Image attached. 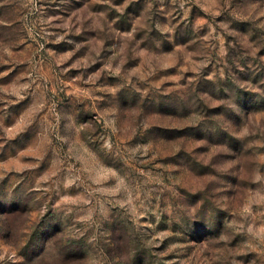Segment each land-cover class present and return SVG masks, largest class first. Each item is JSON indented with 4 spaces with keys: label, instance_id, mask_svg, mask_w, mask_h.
<instances>
[{
    "label": "rangeland",
    "instance_id": "374dc122",
    "mask_svg": "<svg viewBox=\"0 0 264 264\" xmlns=\"http://www.w3.org/2000/svg\"><path fill=\"white\" fill-rule=\"evenodd\" d=\"M0 264H264V0H0Z\"/></svg>",
    "mask_w": 264,
    "mask_h": 264
}]
</instances>
